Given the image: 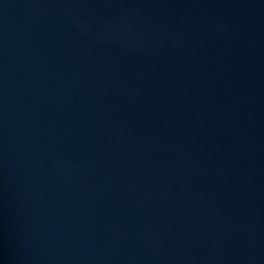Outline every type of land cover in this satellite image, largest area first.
Instances as JSON below:
<instances>
[{
	"label": "water",
	"instance_id": "1",
	"mask_svg": "<svg viewBox=\"0 0 264 264\" xmlns=\"http://www.w3.org/2000/svg\"><path fill=\"white\" fill-rule=\"evenodd\" d=\"M0 264H264V0H0Z\"/></svg>",
	"mask_w": 264,
	"mask_h": 264
}]
</instances>
